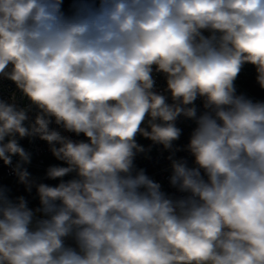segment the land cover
<instances>
[{
  "label": "clouds",
  "instance_id": "clouds-1",
  "mask_svg": "<svg viewBox=\"0 0 264 264\" xmlns=\"http://www.w3.org/2000/svg\"><path fill=\"white\" fill-rule=\"evenodd\" d=\"M248 67L264 0H0V264H264Z\"/></svg>",
  "mask_w": 264,
  "mask_h": 264
},
{
  "label": "built area",
  "instance_id": "built-area-1",
  "mask_svg": "<svg viewBox=\"0 0 264 264\" xmlns=\"http://www.w3.org/2000/svg\"><path fill=\"white\" fill-rule=\"evenodd\" d=\"M254 75L253 70L248 67L245 69L244 73H242L240 79L237 82V86L238 89L240 91H243L245 93H247L250 96L256 97L258 98L256 95L252 94L251 92H249L248 90L245 89V84L250 80V78ZM25 144V146L27 145V142H23ZM36 150H37V156L36 159L34 160V167L33 169L36 170H43V167L46 166L47 164H49V161L52 159L50 157V155L44 150V146L43 145H37L36 146ZM0 175H3L5 177V181H8V176H7V170L5 169H0Z\"/></svg>",
  "mask_w": 264,
  "mask_h": 264
},
{
  "label": "rangeland",
  "instance_id": "rangeland-1",
  "mask_svg": "<svg viewBox=\"0 0 264 264\" xmlns=\"http://www.w3.org/2000/svg\"><path fill=\"white\" fill-rule=\"evenodd\" d=\"M245 89L248 90L249 92H251L252 94L256 95L258 98H264V93H261L260 90L258 89V87L255 85V83L252 81V82H247L245 84ZM55 161L53 159H51L49 161V163H54ZM34 171H40L42 172L43 170H36V169H33Z\"/></svg>",
  "mask_w": 264,
  "mask_h": 264
},
{
  "label": "trees",
  "instance_id": "trees-1",
  "mask_svg": "<svg viewBox=\"0 0 264 264\" xmlns=\"http://www.w3.org/2000/svg\"><path fill=\"white\" fill-rule=\"evenodd\" d=\"M249 81H250V82H252V81L254 82V75L250 78ZM249 81H248V82H249Z\"/></svg>",
  "mask_w": 264,
  "mask_h": 264
}]
</instances>
